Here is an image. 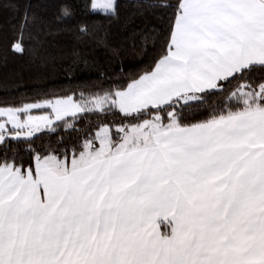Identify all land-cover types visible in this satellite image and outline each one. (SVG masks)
I'll list each match as a JSON object with an SVG mask.
<instances>
[{
	"label": "snow or ice",
	"instance_id": "6c2138e0",
	"mask_svg": "<svg viewBox=\"0 0 264 264\" xmlns=\"http://www.w3.org/2000/svg\"><path fill=\"white\" fill-rule=\"evenodd\" d=\"M129 7L134 67L68 29L64 70L95 79L0 102V264H264V0ZM84 10L121 19L118 0ZM4 13L0 55L55 63L41 37L67 6L53 22L14 0Z\"/></svg>",
	"mask_w": 264,
	"mask_h": 264
},
{
	"label": "trees",
	"instance_id": "16d2710c",
	"mask_svg": "<svg viewBox=\"0 0 264 264\" xmlns=\"http://www.w3.org/2000/svg\"><path fill=\"white\" fill-rule=\"evenodd\" d=\"M23 7L30 4L31 11L39 17L53 22L61 7L67 6L72 16L67 24L56 27V23L51 25V34L41 37L46 41L47 52L56 56L55 63L52 59L47 62L38 56L31 54V49L24 55L8 56L0 55V102L11 101L20 103L37 98L41 89L63 91L83 86L93 81L96 76L94 69L81 68L69 73L59 59L62 51H69L80 42L76 40L73 31L80 26H86L89 30L96 32V39L89 40L88 51L96 48V58L104 62V49L97 45V41L104 39L110 47L120 48L123 52V64L134 67L137 62L144 59L143 53L136 52L131 47V33L124 27L123 23L132 9L129 5L132 0H118L121 5V19L108 21L103 13H95L91 10L85 11L84 5L87 0H14ZM7 13L0 15V27L6 29ZM146 21H139L141 26ZM99 29V31H97ZM7 30V29H6ZM83 47V45H80ZM2 52V49H0Z\"/></svg>",
	"mask_w": 264,
	"mask_h": 264
},
{
	"label": "rangeland",
	"instance_id": "374dc122",
	"mask_svg": "<svg viewBox=\"0 0 264 264\" xmlns=\"http://www.w3.org/2000/svg\"><path fill=\"white\" fill-rule=\"evenodd\" d=\"M100 13H103V12H100Z\"/></svg>",
	"mask_w": 264,
	"mask_h": 264
}]
</instances>
